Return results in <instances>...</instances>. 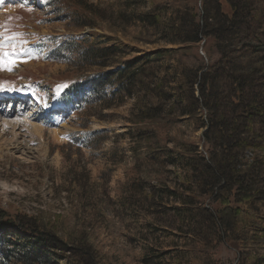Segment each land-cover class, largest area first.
<instances>
[{"label": "rangeland", "instance_id": "374dc122", "mask_svg": "<svg viewBox=\"0 0 264 264\" xmlns=\"http://www.w3.org/2000/svg\"><path fill=\"white\" fill-rule=\"evenodd\" d=\"M68 1L82 12L74 4L80 0ZM82 1L100 15L74 18L56 0H0V90L6 93L0 98V211L16 215L22 224L35 216L68 217L96 245L88 264H171L166 251L174 249L178 239L167 238L164 230L177 235V222L168 208L176 203L159 188L177 185L179 170L171 164L174 154L169 152L173 141L200 145L204 129L186 116L173 117L171 125L164 120L154 135L158 151L163 149L155 154L154 147L146 146L153 139L140 144L135 140L144 128L148 133L143 137L153 134L147 121H139L137 92L129 97L105 85L101 102L90 88L91 78L123 67L122 61L133 55L110 60L105 68L78 69L71 58L60 60L52 49L64 38L125 45L138 51L136 55L176 46L158 41L153 26L144 28L136 20L148 8V0L129 7L116 0ZM200 48L189 53L190 62H205ZM208 55L217 57L212 49ZM77 81L83 83L78 93L64 99L66 87ZM146 178L164 183L149 192L155 204L145 193L137 197L132 186ZM126 201L131 203L128 207ZM59 245L48 253L46 264H80L70 248L73 244ZM216 259L217 264H233V250L220 245Z\"/></svg>", "mask_w": 264, "mask_h": 264}, {"label": "trees", "instance_id": "16d2710c", "mask_svg": "<svg viewBox=\"0 0 264 264\" xmlns=\"http://www.w3.org/2000/svg\"><path fill=\"white\" fill-rule=\"evenodd\" d=\"M116 1L126 7L145 2ZM56 2L74 18L75 14L81 20L86 19L84 13L100 15L82 0L74 2L82 8L81 13L68 0ZM147 3L148 8L136 20L144 28L153 26L152 35L175 48L136 55L138 51L125 45L100 46L84 38H64L53 47V53L60 60L71 58L78 69L92 65L105 68L110 60L133 55L122 61L123 67L101 71L91 78L90 88L101 102L106 96L105 85L116 86L129 97L137 92L139 121H147L153 134L143 137L148 133L144 128L135 140L140 144L153 139L155 144L146 146L154 147L155 154L163 149L158 151L154 135L159 131L157 124L164 120L171 125L173 117L186 116L204 129L201 146L173 141L174 151L169 152L174 154L171 164L179 170L177 185L174 189L159 188L176 203L168 208L177 222V235L164 230L167 238L178 239L174 249L166 251L171 264H217V250L222 244L233 250V264H264V0ZM198 46L206 53V60L192 63L189 53ZM210 49L215 51V59L207 56ZM83 83L68 85L64 99L76 95L77 86ZM161 185L162 181L146 178L132 186L137 197L138 192L145 193L144 197L155 204L149 192ZM124 204L128 207L131 203ZM32 218L22 224L16 215L0 211V264H46L48 253L67 243L75 246L70 248L80 264H88L96 245L76 224H70L68 217ZM93 258L97 261L96 255Z\"/></svg>", "mask_w": 264, "mask_h": 264}, {"label": "water", "instance_id": "95a60500", "mask_svg": "<svg viewBox=\"0 0 264 264\" xmlns=\"http://www.w3.org/2000/svg\"><path fill=\"white\" fill-rule=\"evenodd\" d=\"M203 43H201V45H202ZM201 49V48H200ZM201 55H203V53L201 52Z\"/></svg>", "mask_w": 264, "mask_h": 264}, {"label": "bare ground", "instance_id": "6f19581e", "mask_svg": "<svg viewBox=\"0 0 264 264\" xmlns=\"http://www.w3.org/2000/svg\"><path fill=\"white\" fill-rule=\"evenodd\" d=\"M5 118V117H4Z\"/></svg>", "mask_w": 264, "mask_h": 264}]
</instances>
